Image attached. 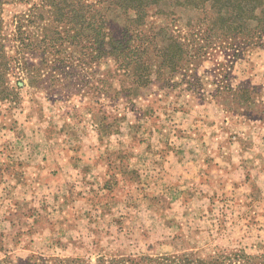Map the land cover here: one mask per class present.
Segmentation results:
<instances>
[{
  "label": "rangeland",
  "instance_id": "rangeland-1",
  "mask_svg": "<svg viewBox=\"0 0 264 264\" xmlns=\"http://www.w3.org/2000/svg\"><path fill=\"white\" fill-rule=\"evenodd\" d=\"M40 2L7 0L1 9L3 128L42 134L60 128L72 140L68 146H76L77 134L91 130L112 137L128 152L130 184L119 185L113 200L92 191L57 201L34 194V182L17 184L16 192L5 185L0 264L49 259L95 264L98 258L142 256L262 264L264 212L253 206L256 201L241 198L246 193L238 184L235 191L233 181L220 186L214 177L196 185L184 182V166L178 177L183 181L170 180L163 162L171 155L180 160L195 142L202 152L222 151L237 139L244 146L264 143V32L228 34L216 24L218 13L210 4L155 9L141 38L162 28L182 53L171 70L147 46L142 60L153 67L138 88L132 70L118 71L110 55L100 57L88 44H73L61 28L52 32L46 14L39 16ZM30 140L35 144L38 138ZM132 159L140 164L139 175ZM238 164L233 160L232 168Z\"/></svg>",
  "mask_w": 264,
  "mask_h": 264
},
{
  "label": "crops",
  "instance_id": "crops-1",
  "mask_svg": "<svg viewBox=\"0 0 264 264\" xmlns=\"http://www.w3.org/2000/svg\"><path fill=\"white\" fill-rule=\"evenodd\" d=\"M2 116L0 195L7 184L13 185L16 192L19 188L17 184L22 187L25 182H34V194H47V198L53 196L56 201L64 200L66 194L82 198L92 191L105 193L108 200H113L119 192V185L127 187L130 184L127 176L131 165L128 168L124 157L128 152L116 144L112 137L105 138L99 136L96 130H91L89 133L77 134L76 146H68L67 142L72 143V140L68 139L60 128L55 134L33 133L30 129L21 130L12 126L3 128L2 124L5 122L1 120ZM200 135L205 136L203 133ZM33 136L38 138L35 144L30 140ZM240 142L241 140L237 139L232 147L221 146L222 151L218 152L210 149L202 152L200 144L190 143V146H194L189 152H182L184 157L186 155L185 158L182 156L184 159L181 157L177 160L173 155L165 157L163 165L168 166V178L180 179L178 177L184 166L188 168L185 178L187 180L184 182L192 185L212 177L218 178V186L221 182L231 185L229 181H233L235 191V184H238L241 186L238 191H241V194L243 191L246 193L241 198L255 200L253 206L256 209L259 206L260 211L264 212V143L244 146ZM233 160L239 162L235 169L232 168ZM132 161L136 164L139 175L140 164L134 159ZM182 179L184 176L180 180L183 181ZM108 183L112 184L111 188L106 187Z\"/></svg>",
  "mask_w": 264,
  "mask_h": 264
},
{
  "label": "trees",
  "instance_id": "trees-1",
  "mask_svg": "<svg viewBox=\"0 0 264 264\" xmlns=\"http://www.w3.org/2000/svg\"><path fill=\"white\" fill-rule=\"evenodd\" d=\"M6 1L0 0V14ZM175 3L191 9L203 8L210 4L218 13L216 24L228 34H242L248 29L255 35L264 32V0H41L37 11L40 17L46 14L47 20L53 26L52 32H58V28H61L64 34L71 38L73 44H83L82 47H85L84 43L88 44L100 57L110 55L118 71L132 70V82L135 87L140 88L147 83L149 75L146 73L153 67L151 63L142 60L149 46L155 50L158 61L171 70L175 69L180 60L181 45L167 37L162 28L150 37L141 38L147 20L153 15L152 11L155 9L159 11L166 6L169 8ZM28 18L29 15L24 18L26 23L30 22ZM21 22L23 21H20L17 31L21 30L23 25ZM251 23L254 24L253 29L250 28ZM247 260L248 258L245 257L244 261ZM41 262L42 264H84L79 259H49ZM203 263L201 259L192 262L185 260L181 263V260L179 262L175 258L142 256L118 260L98 258L95 264ZM225 263V260L221 261L218 258L211 261V264ZM23 264L32 263L28 260Z\"/></svg>",
  "mask_w": 264,
  "mask_h": 264
}]
</instances>
